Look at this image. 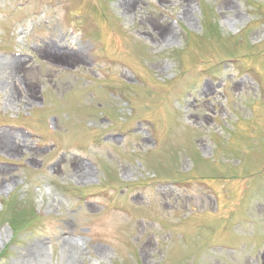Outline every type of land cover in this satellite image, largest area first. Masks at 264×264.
<instances>
[{
	"label": "rangeland",
	"instance_id": "obj_1",
	"mask_svg": "<svg viewBox=\"0 0 264 264\" xmlns=\"http://www.w3.org/2000/svg\"><path fill=\"white\" fill-rule=\"evenodd\" d=\"M1 138L0 264H264V0H0Z\"/></svg>",
	"mask_w": 264,
	"mask_h": 264
},
{
	"label": "bare ground",
	"instance_id": "obj_2",
	"mask_svg": "<svg viewBox=\"0 0 264 264\" xmlns=\"http://www.w3.org/2000/svg\"><path fill=\"white\" fill-rule=\"evenodd\" d=\"M12 67H13L14 71H16L18 68V66L16 64H14ZM0 144H2V145L4 144L3 138L0 139Z\"/></svg>",
	"mask_w": 264,
	"mask_h": 264
}]
</instances>
